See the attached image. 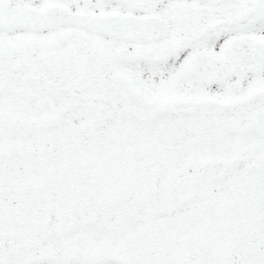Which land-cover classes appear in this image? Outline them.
<instances>
[{"label": "snow or ice", "instance_id": "snow-or-ice-1", "mask_svg": "<svg viewBox=\"0 0 264 264\" xmlns=\"http://www.w3.org/2000/svg\"><path fill=\"white\" fill-rule=\"evenodd\" d=\"M0 264H264V0H0Z\"/></svg>", "mask_w": 264, "mask_h": 264}]
</instances>
